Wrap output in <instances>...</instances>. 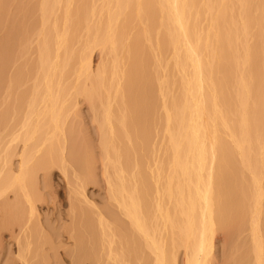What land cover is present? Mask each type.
<instances>
[{
  "label": "bare ground",
  "instance_id": "bare-ground-1",
  "mask_svg": "<svg viewBox=\"0 0 264 264\" xmlns=\"http://www.w3.org/2000/svg\"><path fill=\"white\" fill-rule=\"evenodd\" d=\"M2 18L0 89L14 104L0 110V242L21 198L17 261L31 264L42 172L47 187L62 179L74 264H177L179 249L209 264L217 227L245 221L261 264L264 0H0ZM80 101L97 123L105 210L85 195L93 177L74 173Z\"/></svg>",
  "mask_w": 264,
  "mask_h": 264
},
{
  "label": "rangeland",
  "instance_id": "rangeland-1",
  "mask_svg": "<svg viewBox=\"0 0 264 264\" xmlns=\"http://www.w3.org/2000/svg\"><path fill=\"white\" fill-rule=\"evenodd\" d=\"M7 13V12H6ZM13 9L9 12L11 15ZM6 24V18L1 19L0 27ZM4 37V32L0 29V40ZM100 52L93 51V63L96 65L100 60ZM21 61H18L20 63ZM14 70L9 67V72ZM6 81V80H5ZM6 84V85H5ZM262 97L264 101V79L262 82ZM10 94V96H7ZM14 104L13 93L7 92V82L3 83L0 89V110H9ZM264 111V104H263ZM67 127L70 132L69 147L73 149V156L77 158L81 169L74 170V173L81 175L86 173L93 177V185L86 188L85 195L96 207L101 210L109 208L110 201L107 196V185L102 171V161L97 148L98 131L97 123L94 120L91 109L81 101L76 109L70 113L67 120ZM259 148L264 152V118L262 132L259 142ZM88 157V158H87ZM264 157V156H263ZM84 159L89 160L88 166H84ZM17 157H14L12 163L17 166ZM248 176V175H247ZM72 174L69 173V178ZM51 187L44 185V173L39 172L36 177L35 189L31 191L32 197L39 198L35 203L37 217L30 224V239L31 246L27 254L31 264H74V260L65 256V252L72 249L73 241L68 240V235L63 234L64 229L69 226V220L64 218L68 207L66 204L59 206L58 199L60 191L57 188V194H54L57 183H61L62 179L58 175L50 176ZM9 202L12 201L11 194L8 195ZM263 211L258 221L259 231L257 244L261 248V264H264V195L262 198ZM15 213L11 215V221H14L12 228L3 233L0 242V264H21L17 261L16 252L17 246L12 238L17 236V224L22 220V216L17 212H22L24 209V201L19 198ZM65 211V213L63 212ZM22 249L25 246L26 240L19 236ZM183 250L179 249L177 255V264H184ZM209 264H255L253 254V243L250 234V224L245 221L243 225H232L231 230H222L217 227L213 238V247ZM83 264H89L83 261Z\"/></svg>",
  "mask_w": 264,
  "mask_h": 264
}]
</instances>
